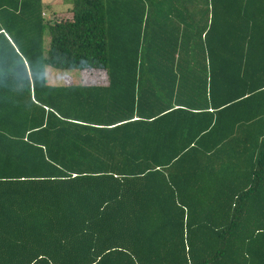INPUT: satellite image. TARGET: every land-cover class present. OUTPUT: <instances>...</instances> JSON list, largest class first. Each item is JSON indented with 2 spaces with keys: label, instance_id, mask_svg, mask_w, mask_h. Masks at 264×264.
Wrapping results in <instances>:
<instances>
[{
  "label": "trees",
  "instance_id": "obj_1",
  "mask_svg": "<svg viewBox=\"0 0 264 264\" xmlns=\"http://www.w3.org/2000/svg\"><path fill=\"white\" fill-rule=\"evenodd\" d=\"M48 8L0 0V264H264V0Z\"/></svg>",
  "mask_w": 264,
  "mask_h": 264
},
{
  "label": "rangeland",
  "instance_id": "obj_2",
  "mask_svg": "<svg viewBox=\"0 0 264 264\" xmlns=\"http://www.w3.org/2000/svg\"><path fill=\"white\" fill-rule=\"evenodd\" d=\"M49 8L45 11V17L55 19L69 17L68 9L71 0H43ZM45 77L49 84H85V83H102L105 75L102 71L96 69H78V70H57L50 66L45 67Z\"/></svg>",
  "mask_w": 264,
  "mask_h": 264
}]
</instances>
